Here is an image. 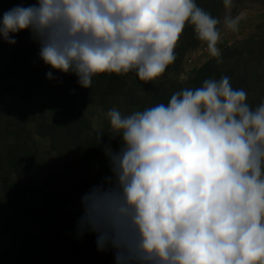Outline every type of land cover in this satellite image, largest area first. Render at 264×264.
Wrapping results in <instances>:
<instances>
[{
  "label": "clouds",
  "instance_id": "9594fccd",
  "mask_svg": "<svg viewBox=\"0 0 264 264\" xmlns=\"http://www.w3.org/2000/svg\"><path fill=\"white\" fill-rule=\"evenodd\" d=\"M187 25L219 62L221 20L196 0H37L4 12L0 37L30 32L45 65L91 88L104 73L156 81ZM105 115L120 147L104 145L111 174L82 196L79 237L94 234L115 264H264V102L253 108L222 76Z\"/></svg>",
  "mask_w": 264,
  "mask_h": 264
},
{
  "label": "rangeland",
  "instance_id": "374dc122",
  "mask_svg": "<svg viewBox=\"0 0 264 264\" xmlns=\"http://www.w3.org/2000/svg\"><path fill=\"white\" fill-rule=\"evenodd\" d=\"M243 1L240 3L241 6ZM35 3L37 0H8L4 7L0 4V19L4 12L17 5L27 6ZM231 8L230 6L227 8L229 12ZM226 16L232 15L223 13V20ZM13 38L17 40L15 45H10L2 39V42L6 44L4 49L9 53H12V49L19 44H29L32 41L31 33L28 31H22ZM243 41L244 44L241 41L243 46L240 47L239 52L234 53L230 58L220 59L219 62L210 55L208 50H205L206 47L201 48V45L192 51L188 50L183 62L184 73L178 78L163 75L157 79L158 83L163 82L159 91L169 88L170 91H164L168 95V93L173 94L182 90L181 86L184 85L187 76L194 78L205 63L211 62L210 67L218 70L214 79L218 80L222 76H228L232 86L243 89L247 94V102L253 108L257 107L264 102V31ZM33 61L39 68L45 67L44 62L38 58ZM114 77H117L116 80L108 83H104L101 75L94 77L95 82L99 79L96 89H103V87L112 89L113 85H117L123 93L117 96L121 97L124 102L119 98L91 105L88 108V117L91 120L90 123H93H89L88 135L85 134L87 136H83L82 133L81 135L75 125L66 126L65 130L63 127L57 132L60 135H56L51 130H49L50 134L46 131L41 133L37 126L38 122L43 120L39 118L41 113L53 112L57 106L55 100L51 101L52 97L45 90H33L32 94L30 93L31 96L23 100L10 97L1 100L0 188L1 180L9 181L16 187V190L11 192L12 197L23 202L21 201L20 204L16 201L18 205H21L20 209L12 207L18 205H12L7 199L9 194L2 196L3 192L0 189V264H57L58 257L55 256L57 250L51 246L52 244L70 246L72 243L78 244L84 236L90 238L94 235L86 233L83 237H79L76 222L82 215L81 198L90 190L87 187V181L91 183L101 179L102 169L108 165V162L104 150L97 159L92 149L94 144L89 141H93L95 131L103 129V123L108 121L105 114L112 107L119 108L124 114H130L135 110H143L156 105V101L155 104L151 102L153 100L151 97L160 93L154 92L157 81L154 84L145 83L139 80L134 72L126 75L115 74ZM46 81L50 82L49 79ZM26 85L25 83L20 87L22 93L28 92ZM1 87L0 81V89ZM136 94L142 97L137 99ZM132 96L136 98L132 99ZM127 99L129 100V111L126 108ZM169 99L170 97L167 96L166 102ZM130 103L132 107L129 106ZM68 117L73 119L74 116ZM7 121L8 124L4 125L3 123ZM43 121L46 122V119ZM19 126L23 127V131L20 132L21 136L17 137L12 134V131L17 130ZM108 127H110L109 121ZM62 132L67 137H62ZM82 147H85L84 152ZM112 147L117 150L115 149L116 144ZM90 149H92L91 152H89ZM19 157H26L24 163L28 165L27 167L20 163H17L15 167L8 165L9 160L19 159ZM16 169L20 172V176L15 175ZM24 184L36 186L28 189V187H23ZM57 207L63 210L64 216L61 218H58V213L54 210ZM51 223L56 225V231L53 228L43 238L40 237L42 226ZM67 229L69 231H66ZM106 257H113L115 262L111 251L101 252L97 248L91 249L88 264H105ZM61 258L59 257V260Z\"/></svg>",
  "mask_w": 264,
  "mask_h": 264
},
{
  "label": "trees",
  "instance_id": "16d2710c",
  "mask_svg": "<svg viewBox=\"0 0 264 264\" xmlns=\"http://www.w3.org/2000/svg\"><path fill=\"white\" fill-rule=\"evenodd\" d=\"M241 1L243 0H232V4L230 7H232L231 11L236 12L238 9V5L240 6ZM246 1V0H245ZM243 1V2H245ZM258 1V0H256ZM8 2V0H0V4H2V7H4V4ZM197 5L204 9L205 11L209 12L212 16L219 18L221 20V9H225L226 6L224 4V0H196ZM1 9V8H0ZM233 12H230L232 15ZM218 27L222 31V24ZM2 37H0V81L2 84V87L0 89V108L3 98L10 97V98H19V99H25L29 96H31L33 90H40V91H47V94L52 97L50 100H55L56 103V109L55 111H48V113L44 114L41 113L39 118H42L45 121L38 122V127L42 131H46L48 134L49 130L51 132L55 133L56 135H60L59 132L63 127L64 130L66 126L70 127L75 125V128H77L80 131V134L82 133L83 136L85 134L88 135L87 130L89 129V123L91 122L90 118L88 117V108L91 105H95L97 103L106 102V100H112V99H121V97L117 96L123 95L121 92L122 90L117 87V85H113L112 89L110 87H107V89H96V86L98 85L97 81H94L91 88H84L81 87L77 82V77L70 74H64L58 71L52 70L49 66L45 65L44 68H39L37 65H35V58H38L40 60L39 56H37L39 51V46L37 43H35L33 40L29 44H19L17 47L12 49V53H9L6 49H4V42H2ZM203 41L199 40L197 38V35L194 31V28L191 25H187L181 34L178 44L175 49L176 54V61L174 64L170 65L166 72L163 74L165 76H173V78H178L179 75L184 73L183 69V62L185 59V56L188 52V50L195 49L198 46L201 45ZM25 51V53L23 52ZM236 52H239L238 49H231L230 47L221 50V60L223 58H230L232 55ZM21 53L23 55L21 56ZM231 53V54H230ZM215 60L218 62L217 58ZM42 61V60H40ZM38 61V62H40ZM211 66V62L205 63L201 67V69L198 71L197 75L192 78L191 76H187V79H185L184 85L181 86L182 89L184 88H197L199 86H202L203 81L208 78H213L215 74L218 73L217 69H214ZM49 71H53V75L56 77L54 80H50L49 83H47V73ZM135 73V72H134ZM129 74H132L130 72ZM104 78V83L112 82L113 80H116L117 77H114V73H104L100 74ZM159 79V78H158ZM12 80V81H11ZM157 81V80H156ZM159 81V80H158ZM158 81L155 83V81L152 82V84L155 83L154 92L158 91L159 94L153 95L151 99H153L151 102L155 104V101L157 104L159 103H167L166 98L167 96L171 97V93H164L167 90L170 91V89H164V91H159L162 88L163 82L158 83ZM27 84V91L23 92L20 90L21 86H24V84ZM153 87V86H152ZM31 89V90H30ZM42 89V90H41ZM156 92V93H158ZM31 93V94H30ZM137 95V94H136ZM142 96L137 95V99L141 98ZM132 99L136 98V96H132ZM122 102L123 99H121ZM96 101V102H95ZM127 99L126 108L127 111L130 110L128 108V102ZM54 103V104H55ZM132 103H130V107ZM108 107H112L110 105H107ZM113 108V107H112ZM1 110V109H0ZM68 113V114H67ZM74 116L73 119H70L68 116ZM64 120V121H63ZM61 122H63L61 124ZM107 122V123H106ZM103 123V129L97 130L94 133L93 136V143L89 141L91 144H94L93 146V152L97 159L101 156V153L104 149V145H107L111 143V145L116 144L117 150H119L120 147V140L117 138L116 140H110V137L108 136L110 134V127H108V121ZM93 123V122H92ZM90 123V124H92ZM4 125L8 124V121L3 123ZM64 124V125H63ZM22 126L23 124H19ZM17 127V130L15 129L12 131V134L14 136H21L20 132L23 131V127ZM105 127V128H104ZM63 130V132H64ZM62 137H67L66 134ZM81 134V135H82ZM85 135V136H87ZM104 136L103 140L100 144L99 137ZM83 140V139H82ZM77 143H79L78 140H76ZM84 148L82 147V151L84 152ZM89 152H91V150ZM100 153V154H99ZM26 157H19L16 159H12L8 161V165H11L12 167H15L17 163H20L22 166H28L26 163H24ZM18 159V160H17ZM16 171V172H15ZM14 171L16 176H20V172L16 169ZM22 173V172H21ZM27 174V173H25ZM110 175V169L109 166H105L104 169H102V177L101 179L96 180L95 182L87 181V187L90 189L91 187L99 184L105 176ZM25 176V175H24ZM36 186V185H34ZM32 185L24 184L23 187H34ZM1 191L2 196L4 194H9L7 196V199L10 201L12 205H18V203L21 204L22 200H18L17 198L12 197V191L16 190V187L9 181L1 180ZM27 189V191H29ZM6 192V193H5ZM12 197V198H11ZM23 202V201H22ZM11 205V206H12ZM17 209L21 208V205L18 206H12ZM24 208V207H23ZM82 209V208H81ZM55 212L58 213V218H61L64 216L62 213L63 210L60 207H57V209H54ZM78 213V211H76ZM77 223V222H76ZM75 223V224H76ZM61 225V223H59ZM47 225V224H46ZM42 226L40 237H44L50 231L55 228L56 231V225L50 224L47 226ZM66 231H69L68 229ZM65 231V232H66ZM58 234V233H57ZM59 236V235H58ZM55 236V237H58ZM56 242V241H55ZM40 245V243H39ZM52 244L51 246L55 247L57 250L55 256L57 255L58 259L57 264H88L89 260V253L91 249L97 248L96 247V238L94 235H92L90 238L88 236H84V239L81 240L78 244H70L63 245V244ZM93 246V247H92ZM59 257H62L61 260H59ZM107 262L105 264H115L113 261V257L107 258Z\"/></svg>",
  "mask_w": 264,
  "mask_h": 264
},
{
  "label": "crops",
  "instance_id": "0c3cea01",
  "mask_svg": "<svg viewBox=\"0 0 264 264\" xmlns=\"http://www.w3.org/2000/svg\"><path fill=\"white\" fill-rule=\"evenodd\" d=\"M227 8L228 7L221 9L220 11L222 22L223 13L230 15V12ZM236 16L240 17L239 30L233 32L225 28L224 25L222 26L221 39L218 43L220 50L226 49L228 47L239 50L244 44L243 40L250 39L258 32L264 31V0H246L243 2L242 6L238 5L236 12H233L232 17ZM200 47H206L205 50H208L207 44L205 42H202Z\"/></svg>",
  "mask_w": 264,
  "mask_h": 264
}]
</instances>
